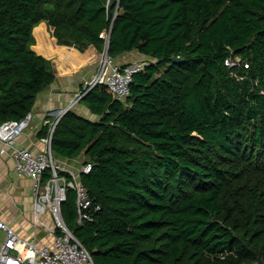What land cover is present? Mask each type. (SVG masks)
<instances>
[{"label":"trees","instance_id":"obj_1","mask_svg":"<svg viewBox=\"0 0 264 264\" xmlns=\"http://www.w3.org/2000/svg\"><path fill=\"white\" fill-rule=\"evenodd\" d=\"M42 20L59 44L103 51L110 32L111 56L149 57L126 99L97 83L81 99L100 117L53 131L54 154L92 163L100 207L78 222L70 188L61 207L94 263H264V0H0V124L55 79Z\"/></svg>","mask_w":264,"mask_h":264},{"label":"built area","instance_id":"obj_2","mask_svg":"<svg viewBox=\"0 0 264 264\" xmlns=\"http://www.w3.org/2000/svg\"><path fill=\"white\" fill-rule=\"evenodd\" d=\"M116 11L117 9L115 13ZM103 35L107 41L101 54V63L90 82L78 92L73 103L97 83L106 84L116 98L126 99L131 91L134 74L141 71L147 63L146 59L129 62L116 60L108 53L110 32ZM239 61L240 58H227L226 64L233 66ZM64 110L57 118L49 121V131L42 137L46 147L39 151L13 144L17 136L30 125L31 111L20 118L8 119L0 124V152L4 153L8 147H12L11 155L16 171L18 174L31 176L33 224L35 228H44L51 237L49 242L23 237L15 227L0 218V228L5 232L0 245V264H95L91 253L68 227L62 214V202L67 198L69 188L75 193L78 222L91 219L92 210L100 207L93 203L87 186L80 178L81 172L92 169L91 161L83 162L78 172H74L55 160L51 140Z\"/></svg>","mask_w":264,"mask_h":264},{"label":"crops","instance_id":"obj_3","mask_svg":"<svg viewBox=\"0 0 264 264\" xmlns=\"http://www.w3.org/2000/svg\"><path fill=\"white\" fill-rule=\"evenodd\" d=\"M35 42L33 48L53 62L55 79L37 94L31 109L30 125L17 136L14 146L28 147L35 151L46 147L42 140L45 136L41 129L47 122L54 120L65 108L73 109L91 119H98L94 113L79 99L73 103L76 95L93 78L98 62V50L90 45L80 50L73 45L57 42L51 25L46 20L39 22L33 29ZM120 62L145 60L149 57L138 49L125 50L115 56ZM68 109V110H69ZM2 143L0 142V146ZM12 147L0 152V218L15 227L19 234L27 238H36L49 242L51 237L44 228H35L32 212V178L27 174H18L11 155ZM55 160L74 172H78L83 162L87 161L84 151L75 157H63L54 154ZM5 238V232L0 228V245Z\"/></svg>","mask_w":264,"mask_h":264},{"label":"rangeland","instance_id":"obj_4","mask_svg":"<svg viewBox=\"0 0 264 264\" xmlns=\"http://www.w3.org/2000/svg\"><path fill=\"white\" fill-rule=\"evenodd\" d=\"M98 52L99 53H98V62H97L98 64H97V68L99 67V64L101 63V54H102V51H98ZM97 68H96V70H97ZM246 264H264V263H262L261 261H258V260H251V261H249Z\"/></svg>","mask_w":264,"mask_h":264},{"label":"water","instance_id":"obj_5","mask_svg":"<svg viewBox=\"0 0 264 264\" xmlns=\"http://www.w3.org/2000/svg\"><path fill=\"white\" fill-rule=\"evenodd\" d=\"M115 3H117V8H118V6H119V0H111V6L113 5V4H115ZM175 59H179L178 57H175ZM91 89V88H90ZM89 89V90H90ZM69 108H66L63 112H62V114L61 115H63L67 110H68Z\"/></svg>","mask_w":264,"mask_h":264}]
</instances>
